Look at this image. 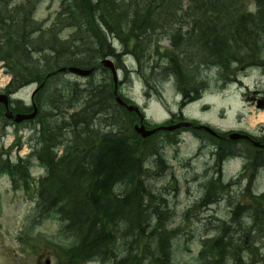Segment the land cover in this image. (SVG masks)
<instances>
[{"label":"trees","instance_id":"trees-1","mask_svg":"<svg viewBox=\"0 0 264 264\" xmlns=\"http://www.w3.org/2000/svg\"><path fill=\"white\" fill-rule=\"evenodd\" d=\"M38 1L34 0L33 8H37ZM23 2L0 0V62L6 64L12 75L7 87L10 92L23 85L44 83L37 93V103L40 115L44 113L49 120L42 123L44 118L41 119L38 151L20 157L16 164L9 160L1 162L0 158V174L8 172L16 183L28 179L35 158L48 170L38 181L36 217L40 220L59 216L68 223L67 233L80 242L65 251L69 264H85L93 254L115 260L118 247L116 251L111 246L119 237L115 223L116 227L126 226L127 234L130 231L135 241L125 259L132 264L145 260L162 264L173 256L172 247H167V239L162 242L163 236L155 233L166 237L171 230L159 208L153 212L143 208L144 196L148 194L153 199V195L140 178L146 156L156 149L146 145L148 140L135 132L133 124L138 117L115 102L112 80L107 78L99 83L92 74L84 88L76 80L54 85L61 73H51L67 66H99L100 59L107 56L124 67L123 61L131 54L137 62V73L146 80L158 78L162 86L181 74L183 80L178 81V86L185 102L192 101L206 88L195 97L201 87V68L216 69L229 78L235 74V65L250 67L264 61V0H253L254 11L245 7L242 0H63L56 21L45 29L32 17L26 21L22 11L27 7ZM187 18L203 24L190 28L187 39L179 38L175 33L180 30L177 24ZM64 30H71L68 37H63ZM160 34L170 36L171 48L159 47ZM112 37L119 41L121 53L112 46ZM182 40L192 42L194 47L179 51ZM187 54H192V58ZM13 110L28 108L16 106ZM4 111L0 105V125L5 122ZM77 119L85 120L81 126L86 125L80 130H74ZM105 124L111 126L110 131L101 130ZM207 136L217 144L219 168L226 157L239 152L238 141ZM61 146L64 151L59 155ZM252 148L246 149L254 153ZM77 158L84 160L82 166L92 167L81 182L79 177L83 173L73 163ZM247 161L252 162L251 155ZM127 177L133 188L120 195L116 187L124 186L122 180ZM244 178L247 179L243 174L239 180ZM224 186L220 179H211L201 204L209 203ZM259 199H264V194L253 201ZM239 212L234 218L238 219ZM253 214L258 217L254 208ZM148 230L146 236L160 242L157 252L146 245V251H140L139 240ZM250 234L248 231L240 237L218 236L212 242L204 241L195 264H222L234 249L253 247L262 239ZM121 236L127 235L123 232ZM218 246H224V250H218Z\"/></svg>","mask_w":264,"mask_h":264},{"label":"rangeland","instance_id":"rangeland-1","mask_svg":"<svg viewBox=\"0 0 264 264\" xmlns=\"http://www.w3.org/2000/svg\"><path fill=\"white\" fill-rule=\"evenodd\" d=\"M21 1L12 0L13 4ZM62 2L63 0H40L35 21L42 22L46 28L50 27L58 17ZM242 2L245 7L254 9L253 0H242ZM20 17L22 18L21 15ZM192 20V18H187L186 21L177 24L180 28L177 32L185 34L184 38H187L189 29L198 24ZM20 24L23 26L21 22ZM70 32L71 30H64L63 37H68ZM113 43L120 50L119 41L113 40ZM157 44L162 47V50L171 48L170 36L161 34L157 39ZM182 50L183 48H180V51ZM120 51L122 52V50ZM187 55L192 58V54ZM262 57L264 59V52ZM157 61L159 62V57H157ZM123 63L128 72L125 73L122 69L119 74L120 81H123L119 82V93L141 107L150 127H168L179 121L187 120L195 125L205 123L223 130L245 129L260 136L257 141L264 143V137L259 135L264 133V110H258L247 100V95L252 92L264 93L263 60L250 67L235 65L233 70L235 74L232 77L224 78L221 83L216 82L218 78H223L222 72L216 69L205 71L201 68L202 72L198 79L201 87L197 93L195 92V97L203 87L206 88L202 90L203 92L201 91L199 97L184 106L183 116L186 118L175 117L173 123L169 121L165 124L162 123L168 120L173 112L176 113L180 109L183 95L180 93L178 81L172 78L161 86L160 92L152 91V95L148 96L147 92L150 86L160 79L153 77L149 82L151 84L147 86V81L145 80L144 83L142 75L132 74V70L137 69L135 59L127 56ZM120 66L124 68L122 65ZM96 74V81L99 83L105 82L107 78L109 81L112 80L111 73L104 68H100ZM10 76L6 64L0 62V90L5 87ZM67 80L78 81L81 88L86 87L89 83V79L86 77L64 73L53 84L57 85ZM40 85L33 83L21 86L12 95V107H32L33 91ZM37 96L38 94L34 96V102L37 101ZM18 101L22 103H18ZM36 104L39 106L38 103ZM42 118H44L42 123L45 122V119L49 120L47 115L41 113L39 118L33 122L16 125L14 122L8 121V124L0 125L1 162L9 160L10 163L16 164L18 157H27L38 151L37 127L42 125ZM110 129L111 126L108 124L101 128L103 132H108ZM67 130L70 132V129ZM179 130L169 134L159 133L153 140L146 142V145L155 147L157 152H153L159 154L158 159L152 156H147L146 159L147 173L142 180L147 191L149 193L151 191L153 199L146 194L143 208L149 212L159 208L164 213L168 229L171 230V233H168L166 237L162 233H155L157 236H163L162 242L167 239L172 247L173 256L167 261L163 260V263L195 264L198 261L199 252L203 249L204 241L212 242L219 235L225 237L232 230L229 233L230 236H233L235 232L237 237L243 236L248 231H252L251 236L254 232H262V239L253 247L246 248L244 246L234 249L222 264H264V223L262 218L258 217L256 220L244 212L240 223L233 220V211L236 209L234 207L237 203L239 206L249 207L253 205L254 197L264 194V167L257 170L258 167L254 166L256 162H253L244 171V167L247 165L244 159L236 156L228 158L222 167V177H220L225 183L223 191L216 194L214 202L200 205L199 202L205 194L208 182L212 178H219L215 167L214 152L216 149L213 142L203 132ZM66 139L64 138V140ZM236 147L242 149L243 145L237 143ZM62 151L63 147L61 146L58 153ZM255 152L258 150L251 154L254 161H258L259 154ZM260 160L264 165V158L261 155ZM32 161L28 179L16 183L8 172L0 174V264H69L70 260L65 251L76 246L79 240L76 236L67 233L68 223L63 218L59 216L41 217L38 220L36 217L38 181L47 170L41 166L38 159L35 158ZM23 168L25 169L26 166ZM242 171L248 181L241 182L237 179ZM246 186L250 188L249 192L246 191ZM117 192L120 195L123 194L120 191ZM255 207H257V212H262L264 199L257 201ZM151 219L154 220V223L156 222L153 216ZM130 223L128 221V224ZM115 224V229L119 231V237L115 243H111L112 248L115 247L116 251L118 247L115 260L114 258L106 260L101 255L93 254L87 264H114V261L118 264H132L125 257L131 250V244L135 241L131 239L130 231L129 235L127 234L126 226L116 227ZM149 231H145V235L139 240L141 252L146 251L147 246L154 248L155 252L158 251L160 242L156 237H154L155 239L147 237L146 234ZM123 232L127 236L122 237ZM217 248L224 250V246ZM142 264L156 263L145 260Z\"/></svg>","mask_w":264,"mask_h":264},{"label":"water","instance_id":"water-1","mask_svg":"<svg viewBox=\"0 0 264 264\" xmlns=\"http://www.w3.org/2000/svg\"><path fill=\"white\" fill-rule=\"evenodd\" d=\"M101 64H103L105 67L107 68H110L111 71H112V74H113V80H114V83H115V89H114V94L116 96V101L125 106L128 110L130 111H139V109L133 105H128L122 98L121 96L118 94V70L113 62L112 59L110 58H105ZM70 71L72 73H75V74H78V75H81V76H87L89 74H91V72L94 70V68H91V69H85V68H81V67H77V66H70V67H63V68H60L58 69V71L56 72H64V71ZM55 72V73H56ZM43 86V85H41ZM0 103L4 104L7 108V112H6V115L9 117V118H12L14 120V122L16 123H21L25 120H30V119H34L37 115V112H38V108L36 105H34V111L31 112V113H16V114H13L9 111V98H8V95L7 94H4V93H0ZM258 108H264V99H261L259 100L258 102V105H257ZM186 125H190V124H187ZM180 125H176V126H173L171 127L170 129H175L177 127H179ZM205 129L211 133L214 134V131L208 127H205ZM136 130L142 135V137H148L150 135H152L156 129H152V130H149V129H146L145 125L142 123V120H141V125H136ZM246 137L244 135H240V134H237V133H233L230 135V137L232 139H237V138H240V137ZM49 263V261H48Z\"/></svg>","mask_w":264,"mask_h":264},{"label":"bare ground","instance_id":"bare-ground-1","mask_svg":"<svg viewBox=\"0 0 264 264\" xmlns=\"http://www.w3.org/2000/svg\"><path fill=\"white\" fill-rule=\"evenodd\" d=\"M152 27H153V25H151ZM176 35H177V37H181V38H183L182 37V35H181V33H179V32H176ZM187 39V38H186ZM189 47H194L193 45H192V42L191 43H186V42H184L183 40H182V44L180 43V47L178 48V50L180 51V48H183V49H186V48H189ZM186 62L184 61L183 62V64H185ZM175 80H177V81H182L183 80V76L180 74L178 77L176 76V77H173ZM224 76H223V78L222 79H220V78H218V81L216 82V83H221V82H223V80H224ZM163 82V81H162ZM164 83H166V82H163V84ZM151 84V83H150ZM149 84V85H150ZM161 89V80H160V82L157 80V81H155V82H153V86L151 85L150 86V89H149V91H148V94H151L152 93V91H159ZM83 122H85V120L84 119H77L76 121H75V128H74V130H80V129H82L84 126H81L82 124H83ZM158 154L159 153H156V152H153V153H151V155L150 156H152V157H156L157 159H158ZM83 161L84 160H81V158L79 159V158H77L75 161H73V163H74V167L75 168H79L81 171H82V175L79 177V182H81V181H83V179H82V177L84 176V175H86V174H88V173H90L91 171H92V167H91V165H84V166H82V163H83ZM217 162H218V160H217V157H216V162H215V167H216V169H217V174L220 172V168L218 167V164H217ZM146 163H147V160L145 161V166H146ZM81 165V166H80ZM147 173V170L146 169H144L143 170V172H142V174H141V181H143L142 179H143V176H145V174ZM122 182H123V184H124V186H120V187H118L117 189H116V191H120V192H122L123 194H126V193H130L127 189H132L133 188V185L131 184V182H128V177L125 179V180H122ZM167 247H171V245H170V243H168L167 244ZM98 255V254H97ZM162 264H164V263H162Z\"/></svg>","mask_w":264,"mask_h":264},{"label":"flooded vegetation","instance_id":"flooded-vegetation-1","mask_svg":"<svg viewBox=\"0 0 264 264\" xmlns=\"http://www.w3.org/2000/svg\"><path fill=\"white\" fill-rule=\"evenodd\" d=\"M254 98H256V97L254 96L253 99H254ZM256 99H257V98H256ZM10 121H12V120H10Z\"/></svg>","mask_w":264,"mask_h":264}]
</instances>
